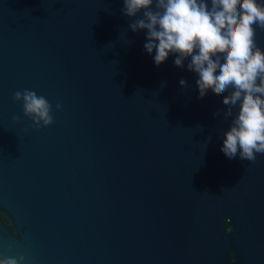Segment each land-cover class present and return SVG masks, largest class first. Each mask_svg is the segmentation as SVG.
<instances>
[{
    "label": "water",
    "instance_id": "1",
    "mask_svg": "<svg viewBox=\"0 0 264 264\" xmlns=\"http://www.w3.org/2000/svg\"><path fill=\"white\" fill-rule=\"evenodd\" d=\"M121 7L0 0V256L264 264V153L223 154L226 93L197 92L187 59L156 66ZM25 89L49 101L51 124L13 99Z\"/></svg>",
    "mask_w": 264,
    "mask_h": 264
},
{
    "label": "clouds",
    "instance_id": "2",
    "mask_svg": "<svg viewBox=\"0 0 264 264\" xmlns=\"http://www.w3.org/2000/svg\"><path fill=\"white\" fill-rule=\"evenodd\" d=\"M120 10L135 17L129 24L133 32L146 30L143 49L156 66L169 55L177 67L187 59L197 92L210 86L226 93L221 99L230 121L219 145L226 157L252 161L264 153V48L256 44L253 27L264 28V0H122ZM13 99H22L36 127L52 123L43 95L25 89ZM228 219L226 231L231 230ZM24 259L0 256V264H23Z\"/></svg>",
    "mask_w": 264,
    "mask_h": 264
}]
</instances>
